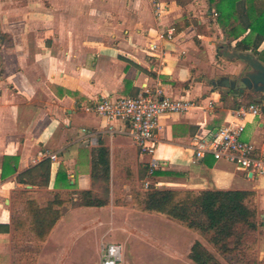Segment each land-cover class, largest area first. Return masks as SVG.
<instances>
[{
	"label": "crops",
	"instance_id": "crops-1",
	"mask_svg": "<svg viewBox=\"0 0 264 264\" xmlns=\"http://www.w3.org/2000/svg\"><path fill=\"white\" fill-rule=\"evenodd\" d=\"M188 2L0 0V224L9 226L8 232H0V257L13 237L23 232L14 229L24 212L13 192L28 190L39 204L55 191L100 193L101 180L94 186L91 182V151L104 146L108 149V204L68 208L38 243H45L67 219L74 225L81 220L108 229L96 233L101 241L115 240L109 233L115 227L139 228L157 218L169 220L141 210L132 201V189H145L144 182L193 191L250 190L258 216L254 255L257 264H264V175L246 174L209 154L195 160L193 154L196 136L211 138L222 124L237 121L231 111L240 96L226 93L220 79V90L214 87L218 72L214 62L217 58L236 60L234 65L223 62L230 74L238 75L246 65L237 58L216 57L218 42L192 27L190 16L184 13ZM184 17L190 25L175 32L173 25ZM144 87L199 104L160 119L154 156L159 161L157 169L170 175H147L150 156L139 151L126 121H108L85 110L102 98L134 96ZM247 91L264 105V93ZM243 122L242 138L253 143L257 153H264L262 108L260 115H247ZM82 128L93 136H86ZM39 150L56 155L49 160L48 184L21 183L18 175L39 161ZM60 166L72 188L56 180ZM78 214L92 216L76 220ZM176 224L187 237V253L198 240L223 263L200 234Z\"/></svg>",
	"mask_w": 264,
	"mask_h": 264
},
{
	"label": "trees",
	"instance_id": "trees-1",
	"mask_svg": "<svg viewBox=\"0 0 264 264\" xmlns=\"http://www.w3.org/2000/svg\"><path fill=\"white\" fill-rule=\"evenodd\" d=\"M207 3L223 36V41L216 46V57L237 58L239 53L251 52L264 63V0H207ZM189 25L190 21L184 17L173 27L178 32ZM239 96L237 107L256 103L264 112V105L257 100L255 93L245 89ZM49 166V159H41L19 174L18 179L24 184L46 186ZM26 174L29 176L24 179ZM170 174L172 172L163 169L152 172L153 177ZM90 177L92 186L101 180L100 193L92 189L55 191L44 204H39L28 190L14 191L13 198L23 204L24 212V217L14 222V229L27 231L37 242H43L68 208L108 204V149L104 146L91 151ZM56 180L64 181L67 188L74 186L68 182L62 166ZM253 197L254 192L250 190L193 191L159 188L155 184L145 189H132V201L141 210L161 214L197 232L218 256L236 264H257L254 247L258 216ZM115 204L121 202L115 201ZM8 230L7 224H0V232ZM187 258L194 264H221L215 254L198 240L191 244Z\"/></svg>",
	"mask_w": 264,
	"mask_h": 264
},
{
	"label": "rangeland",
	"instance_id": "rangeland-1",
	"mask_svg": "<svg viewBox=\"0 0 264 264\" xmlns=\"http://www.w3.org/2000/svg\"><path fill=\"white\" fill-rule=\"evenodd\" d=\"M182 1H189L186 8L189 10L184 13L190 16L193 28L214 43L223 41L215 16L209 11L207 0ZM221 59L217 58L214 62L218 69L213 78L214 87L219 90V79L239 76L238 73L230 74L223 62L234 65L236 60ZM99 191L101 192L100 188ZM89 216L92 215L78 214L76 220ZM169 220L157 218L139 228L115 227L109 232L114 235L115 240L107 238L101 241L96 233L108 229L99 227L97 223L81 220L74 225L67 219L45 243H38L27 231L18 232L11 245L6 246V252L2 253L0 260L2 264H101V249L115 241L113 243L121 245V260L118 264H194L187 258L186 235H181V228L176 222ZM71 225L73 226L67 230ZM203 242L209 246L205 239ZM221 264L236 263L223 259Z\"/></svg>",
	"mask_w": 264,
	"mask_h": 264
},
{
	"label": "built area",
	"instance_id": "built-area-1",
	"mask_svg": "<svg viewBox=\"0 0 264 264\" xmlns=\"http://www.w3.org/2000/svg\"><path fill=\"white\" fill-rule=\"evenodd\" d=\"M172 29L168 30L171 37ZM211 104L209 103V106ZM199 107L195 99L174 98L165 95L159 89L142 88L134 96L105 97L85 110L93 111L100 117L110 121L120 119L129 125V134L142 154L150 156L147 175L159 167V161L154 154L157 147V133L160 129V119L168 114L184 113L189 109ZM261 108L256 103L240 105L231 111L237 121L222 124L211 138L196 136L193 142L194 159H202L211 155L215 160L227 161L243 169L246 174L264 175V153H257L256 147L250 141L242 138L247 115L258 116ZM88 137L93 133L81 129ZM37 159L55 160L56 155L47 150H39ZM149 184L144 182V187ZM101 264H118L121 260V245L108 243L103 246Z\"/></svg>",
	"mask_w": 264,
	"mask_h": 264
},
{
	"label": "water",
	"instance_id": "water-1",
	"mask_svg": "<svg viewBox=\"0 0 264 264\" xmlns=\"http://www.w3.org/2000/svg\"><path fill=\"white\" fill-rule=\"evenodd\" d=\"M237 58L245 63L246 69L241 71L236 78H221L219 84L224 87V91L235 96L245 89L264 93V63L251 52L239 53ZM225 87L228 88L225 89ZM232 90H237V92H232ZM257 100L260 101V98Z\"/></svg>",
	"mask_w": 264,
	"mask_h": 264
},
{
	"label": "flooded vegetation",
	"instance_id": "flooded-vegetation-1",
	"mask_svg": "<svg viewBox=\"0 0 264 264\" xmlns=\"http://www.w3.org/2000/svg\"><path fill=\"white\" fill-rule=\"evenodd\" d=\"M228 88V87H225V89Z\"/></svg>",
	"mask_w": 264,
	"mask_h": 264
}]
</instances>
